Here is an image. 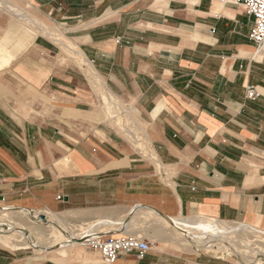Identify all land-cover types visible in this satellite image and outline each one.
Wrapping results in <instances>:
<instances>
[{"label":"crops","instance_id":"crops-1","mask_svg":"<svg viewBox=\"0 0 264 264\" xmlns=\"http://www.w3.org/2000/svg\"><path fill=\"white\" fill-rule=\"evenodd\" d=\"M0 2V47L14 56L0 69V203L47 212L80 240L0 248V264H105L81 242L94 235L149 241L113 264H244L171 248L170 221L264 235V46L245 7Z\"/></svg>","mask_w":264,"mask_h":264},{"label":"rangeland","instance_id":"rangeland-1","mask_svg":"<svg viewBox=\"0 0 264 264\" xmlns=\"http://www.w3.org/2000/svg\"><path fill=\"white\" fill-rule=\"evenodd\" d=\"M40 213H42V212L34 211V210L28 211V210L16 209V208H13L11 206H6L3 203H0V235H2L0 237H3V235L5 237V238L3 237L0 241L4 242L3 239H8L9 244H11V242H12V245L15 243H16V245H17V243L22 244L20 246H17L18 248L13 245L14 247H16V248H14L13 246L7 247L8 244L6 245V244L0 242V248H6V249H10V250L24 249V250H27V252H31V253H35L37 255H41V254H45V252H48V250H52L54 248L58 249L59 246H62L63 248H67L68 246H71L73 241H71L70 239L65 240V238L64 239L61 238V233L59 231L62 232L63 229H62V225H60L61 223L58 220V218L53 217L52 215H48L47 212H44L45 214L44 213L40 214ZM179 219H181V218H179ZM179 219H174V220L170 221L171 226H173V227L176 226L177 231H179V227H181L180 223L177 222ZM191 220L197 222L200 220H202V221L208 220V218H201V217L184 218V219L182 218V222L184 223L182 226H184V225L188 226L189 223H187V222H189ZM224 223H226V222H224ZM224 223H222V224H224ZM194 224H195V222H194ZM226 224L229 225L230 227L235 226V225H240V224H230V223H226ZM219 225H221V224H219ZM241 226H243L247 230H252L247 226H244V225H241ZM192 227L191 228L187 227L185 230L189 231V230L194 229ZM183 230L180 229V231H183ZM223 230H225V231H223ZM34 231H35V233H34ZM211 231H213V230H211ZM37 232L41 233V235H37L36 234ZM228 232H230L229 229L225 228V229H221L220 233H218L216 235H222L223 237L230 238V240H233V241L236 240V237L241 236V232H239V234L237 232V234H233V235H230ZM232 232H230V233H232ZM29 233L32 236H30ZM70 233H73V232L70 231ZM78 233H81V232H78ZM13 234H14V236H13ZM27 234L29 235L30 238L28 237ZM59 234H60V237H59ZM10 235H12V236H10ZM24 235H25V237H24ZM89 237H91V236H84L83 241L81 240V242L84 243L83 247L87 246L86 241ZM59 238H61V239H59ZM180 238L181 237H178V239H180ZM241 239L247 240L248 243L252 246L256 245L254 243V240H258V241H261V243H264V235L259 234L254 230H252V232L246 231L245 234H242ZM191 241L198 244L195 241V238H191ZM40 242H42V244ZM23 243L26 245L23 246ZM39 243L41 244V246L39 245ZM175 246L174 247L171 246V248L177 249L178 251H181V252H192V253L200 254V255L217 256L216 254H212L211 252L190 251L188 249H183V247L181 245H178V247H175ZM38 247L41 248V250H38L39 249ZM238 249L244 250V248H242V247H239ZM218 257H220V256H218ZM222 258H224V257H222ZM226 258H230V260H233L235 262L244 263V264H255L254 262H244L243 260H240L234 256H232V257L229 256ZM262 264H264V262Z\"/></svg>","mask_w":264,"mask_h":264},{"label":"bare ground","instance_id":"bare-ground-1","mask_svg":"<svg viewBox=\"0 0 264 264\" xmlns=\"http://www.w3.org/2000/svg\"><path fill=\"white\" fill-rule=\"evenodd\" d=\"M13 57H14L13 54H11V52L7 51L6 48L0 47V69L7 66L11 62ZM40 214H42V213H40ZM201 218H205V217H201ZM177 222L180 223V225H181V227H179V231H177V228L175 226L174 227L175 236L172 238L169 237L170 240L172 239V241H173L172 243H174L176 245L175 247H178V245H181L183 247V249H188L190 251L211 252L212 254H216L217 256L224 257V258L229 257V256H231V257L234 256L240 260H243L244 262H255L256 264H258V263L262 264L264 262V243H261V241H258V240H254V243L256 245L252 246L248 243L247 240L241 239L242 234H245L246 231L252 232V230H247L246 228H244L241 225H235V226L230 227L229 225H227L224 222H220V221L213 220L210 218H208V220H203V221L200 220L197 222L191 220V221L187 222V223H189L188 226H185V225L182 226L184 224L182 222V218L179 219ZM194 222H195V224H194ZM222 223H224V224H222ZM219 224H221V225H219ZM187 227L188 228L192 227L194 229L187 231V230H185ZM224 227L226 229H229L230 232L233 231L232 233L228 232L230 235L237 234V232L239 234V232H241V236L236 237V240L233 241V240H230V238L223 237L222 235H216V234L220 233L221 229H225ZM180 229H182V230L184 229V230L180 231ZM211 230H213V231H211ZM223 231H225V230H223ZM59 232L61 233V231H59ZM34 233H35V231H34ZM160 233L161 232H159L158 234H160ZM36 234L41 235V233H38V232ZM0 236H2V235H0ZM10 236H12V235H10ZM13 236H14V234H13ZM30 236H32V235L30 234ZM153 236H154V234H153ZM3 237H4V235H3ZM3 237H0V240ZM24 237H25V235H24ZM28 237H29V235H28ZM59 237H60V234H59ZM178 237H181V238L178 239ZM191 238H195V241L198 244L192 242ZM59 239H61V238H59ZM72 239H73L72 241H74V242H78V243L80 242V241H77L78 240L77 234H73ZM3 241L4 242H2V241H0V242L4 243L6 245L8 244L7 247H12L13 245H15L17 247V246L22 245L20 243H17V245H16V243L12 245V242H11V244H9L8 239H3ZM40 243L42 244V242H40ZM40 243H39V245L41 246ZM24 245H26V244L23 243V246ZM239 247L244 248V250H239L238 249ZM38 250H41V248H39Z\"/></svg>","mask_w":264,"mask_h":264},{"label":"built area","instance_id":"built-area-1","mask_svg":"<svg viewBox=\"0 0 264 264\" xmlns=\"http://www.w3.org/2000/svg\"><path fill=\"white\" fill-rule=\"evenodd\" d=\"M223 3L242 4L246 12L254 18L250 39L258 46H264V0H222ZM257 88L251 84L246 86V97L256 99L259 96ZM89 248L98 250L105 264H113L120 257L136 254L142 258L151 248L145 238L133 235L92 236L87 239Z\"/></svg>","mask_w":264,"mask_h":264},{"label":"water","instance_id":"water-1","mask_svg":"<svg viewBox=\"0 0 264 264\" xmlns=\"http://www.w3.org/2000/svg\"><path fill=\"white\" fill-rule=\"evenodd\" d=\"M77 241H80V240H77Z\"/></svg>","mask_w":264,"mask_h":264}]
</instances>
